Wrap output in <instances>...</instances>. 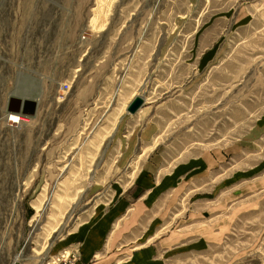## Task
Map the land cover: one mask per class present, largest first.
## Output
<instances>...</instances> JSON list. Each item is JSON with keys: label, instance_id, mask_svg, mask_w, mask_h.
Listing matches in <instances>:
<instances>
[{"label": "rangeland", "instance_id": "374dc122", "mask_svg": "<svg viewBox=\"0 0 264 264\" xmlns=\"http://www.w3.org/2000/svg\"><path fill=\"white\" fill-rule=\"evenodd\" d=\"M263 116L264 0H0V264L79 257L59 246L114 180L121 119L156 124L167 168L222 152L233 171ZM256 238L193 264H264Z\"/></svg>", "mask_w": 264, "mask_h": 264}, {"label": "crops", "instance_id": "0c3cea01", "mask_svg": "<svg viewBox=\"0 0 264 264\" xmlns=\"http://www.w3.org/2000/svg\"><path fill=\"white\" fill-rule=\"evenodd\" d=\"M122 120L115 134L120 150L112 159L114 180L89 218L59 246L79 248L76 264H193L212 246L259 241L257 235H264V155L260 161L257 150L264 153V116L232 152L231 166L247 149L249 166L241 161L233 171L222 152L167 168L163 156L154 153L156 124L119 135Z\"/></svg>", "mask_w": 264, "mask_h": 264}, {"label": "water", "instance_id": "95a60500", "mask_svg": "<svg viewBox=\"0 0 264 264\" xmlns=\"http://www.w3.org/2000/svg\"><path fill=\"white\" fill-rule=\"evenodd\" d=\"M16 103L17 105L21 104L23 109L27 107V113L29 115H34L36 113L37 105L35 102L24 98L21 102L17 101ZM145 103V98L143 96H136L128 106L127 113L135 115L144 107Z\"/></svg>", "mask_w": 264, "mask_h": 264}, {"label": "built area", "instance_id": "2783aa9c", "mask_svg": "<svg viewBox=\"0 0 264 264\" xmlns=\"http://www.w3.org/2000/svg\"><path fill=\"white\" fill-rule=\"evenodd\" d=\"M66 255V254H65ZM65 255L62 256V258H58L57 261L61 264H76L79 260V257L77 254H68L67 258H65ZM55 264H58L54 262Z\"/></svg>", "mask_w": 264, "mask_h": 264}, {"label": "bare ground", "instance_id": "6f19581e", "mask_svg": "<svg viewBox=\"0 0 264 264\" xmlns=\"http://www.w3.org/2000/svg\"><path fill=\"white\" fill-rule=\"evenodd\" d=\"M13 118H15V119H16V118H19V117H17V116H13ZM19 120H21V119L19 118Z\"/></svg>", "mask_w": 264, "mask_h": 264}]
</instances>
